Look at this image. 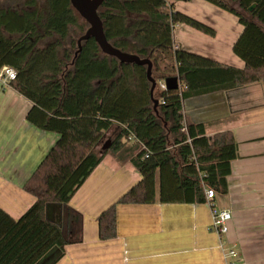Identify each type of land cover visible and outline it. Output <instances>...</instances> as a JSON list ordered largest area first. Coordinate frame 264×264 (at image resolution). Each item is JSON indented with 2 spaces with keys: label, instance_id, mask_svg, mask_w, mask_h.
Wrapping results in <instances>:
<instances>
[{
  "label": "trees",
  "instance_id": "obj_1",
  "mask_svg": "<svg viewBox=\"0 0 264 264\" xmlns=\"http://www.w3.org/2000/svg\"><path fill=\"white\" fill-rule=\"evenodd\" d=\"M170 1L190 0H106L99 8L113 46L151 59L157 81L180 78L178 89L154 95L160 100L155 110L146 66L103 53L92 37L78 52L88 24L70 0H0V70L15 68L16 78L7 82L33 102L28 121L59 134L24 184L34 203L19 218L0 208V264H37L53 248L63 251L82 241V214L68 203L109 152L120 162L129 160L142 178L99 215L101 240L117 236L118 204L201 203L207 187L227 193L238 157L234 135L210 137V124L186 123L183 102L254 82L264 85V0H206L243 25L233 45L243 68L176 46L177 24L210 36L216 31ZM114 124L119 133L101 154L98 146ZM53 207L60 210L57 220L49 213Z\"/></svg>",
  "mask_w": 264,
  "mask_h": 264
},
{
  "label": "crops",
  "instance_id": "obj_2",
  "mask_svg": "<svg viewBox=\"0 0 264 264\" xmlns=\"http://www.w3.org/2000/svg\"><path fill=\"white\" fill-rule=\"evenodd\" d=\"M174 9L216 31L205 34L189 25L173 30L176 46L215 61L243 68L233 45L244 27L234 14L206 0L170 1ZM237 6V5H236ZM74 60L68 65L70 69ZM186 123L210 124L208 136L231 131L238 157L232 161L227 193H216L218 208L232 214L221 245L211 230L205 202L118 204L117 236L101 240V212L141 180L129 161L107 153L77 189L68 206L82 214V241L53 248L37 264H226L225 249L235 248L241 264H264V85L254 82L184 100ZM33 102L5 82L0 71V208L19 218L35 201L25 182L57 142L59 134L27 119ZM119 133L114 124L98 146L105 153ZM206 194V193H205ZM60 218V210L49 211ZM62 252V253H61Z\"/></svg>",
  "mask_w": 264,
  "mask_h": 264
},
{
  "label": "water",
  "instance_id": "obj_3",
  "mask_svg": "<svg viewBox=\"0 0 264 264\" xmlns=\"http://www.w3.org/2000/svg\"><path fill=\"white\" fill-rule=\"evenodd\" d=\"M105 1L106 0H70L72 8L89 24L87 30L78 39V52L82 49V42L92 37L96 40L103 53L114 56L121 62L146 66L147 77L151 82V98L155 104L154 108L157 110L156 108L160 101L154 97L157 80L153 77V63L149 58H141L137 54L122 51L121 49L113 46L107 40L104 30V22L99 15V8ZM254 7L255 5L251 6L250 10ZM165 83L168 90L178 89L180 87V78L178 76H170L165 78Z\"/></svg>",
  "mask_w": 264,
  "mask_h": 264
},
{
  "label": "built area",
  "instance_id": "obj_4",
  "mask_svg": "<svg viewBox=\"0 0 264 264\" xmlns=\"http://www.w3.org/2000/svg\"><path fill=\"white\" fill-rule=\"evenodd\" d=\"M0 71L5 82L10 79L16 78L17 72L15 68L11 66H4ZM156 90L159 93L168 91L167 85L165 83V79L157 81ZM161 102L164 103V100L162 99ZM129 138L134 139L135 137L131 135ZM205 193H206V202L211 207V215H212L211 230H213L218 234L220 243L221 245H223L225 242L224 237L229 232V222L232 219V214L228 210L218 208L215 205L214 200L216 197V191L214 188H210V187L205 188ZM224 256H225L226 264H241L239 253L233 247H227L225 249Z\"/></svg>",
  "mask_w": 264,
  "mask_h": 264
},
{
  "label": "rangeland",
  "instance_id": "obj_5",
  "mask_svg": "<svg viewBox=\"0 0 264 264\" xmlns=\"http://www.w3.org/2000/svg\"><path fill=\"white\" fill-rule=\"evenodd\" d=\"M197 19V18H196ZM80 20H81V22H86L84 19H82L81 17H80ZM197 20H199V19H197ZM199 21H201V20H199ZM203 22V21H202ZM88 24V23H87ZM88 26H89V24H88ZM88 28V27H87ZM155 97H158L159 96V92L155 89ZM98 151H99V149H98ZM55 248H58V247H55Z\"/></svg>",
  "mask_w": 264,
  "mask_h": 264
}]
</instances>
